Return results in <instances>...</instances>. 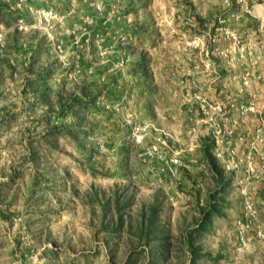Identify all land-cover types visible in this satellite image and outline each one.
Returning <instances> with one entry per match:
<instances>
[{"label": "rangeland", "instance_id": "obj_1", "mask_svg": "<svg viewBox=\"0 0 264 264\" xmlns=\"http://www.w3.org/2000/svg\"><path fill=\"white\" fill-rule=\"evenodd\" d=\"M0 264H264V0H0Z\"/></svg>", "mask_w": 264, "mask_h": 264}, {"label": "trees", "instance_id": "obj_2", "mask_svg": "<svg viewBox=\"0 0 264 264\" xmlns=\"http://www.w3.org/2000/svg\"><path fill=\"white\" fill-rule=\"evenodd\" d=\"M166 239H168V238H166ZM164 246H165L166 249H167L169 245H168V243L165 242V245H164ZM161 249H162V248H161ZM166 252H167V251H166Z\"/></svg>", "mask_w": 264, "mask_h": 264}]
</instances>
